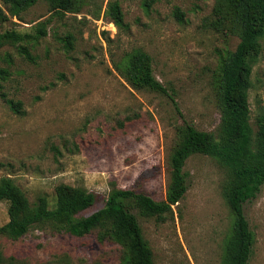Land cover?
Instances as JSON below:
<instances>
[{"label":"rangeland","instance_id":"obj_1","mask_svg":"<svg viewBox=\"0 0 264 264\" xmlns=\"http://www.w3.org/2000/svg\"><path fill=\"white\" fill-rule=\"evenodd\" d=\"M109 1L83 0L77 11L55 13L38 0L20 18L0 23V32L23 35L46 22L37 43L0 47V178H12L29 201L41 194L52 199L61 183L83 187L97 196L83 216L102 208L113 188L165 199L177 128L215 132L218 64L239 41L205 22L214 0H116L125 29L105 17ZM0 8L6 13L1 0ZM260 43L248 95L253 126L264 111V37ZM135 48L150 56L168 95L134 89L115 69ZM9 100L20 102L21 111ZM184 171L188 188L173 218L134 212L154 264H222L233 223L228 171L202 154L190 156ZM244 214L254 234L250 264H264V184ZM7 222V203L0 201V264H121V246L100 243L96 232L75 237L47 226L13 240Z\"/></svg>","mask_w":264,"mask_h":264},{"label":"trees","instance_id":"obj_2","mask_svg":"<svg viewBox=\"0 0 264 264\" xmlns=\"http://www.w3.org/2000/svg\"><path fill=\"white\" fill-rule=\"evenodd\" d=\"M1 1L6 9L5 13L0 8V23H3L9 16L20 18L38 0ZM82 1L47 0L55 13L77 11ZM174 15L181 21L183 14L178 8ZM105 17L117 28H126L118 1L107 3ZM205 22L227 35L237 36L239 41L218 64L220 122L215 132L199 131L189 124L177 128L178 141L169 155L165 199L155 201L139 190L113 188L102 208L83 216L97 200L94 193L83 187L61 183L55 187L52 199L41 194L29 201L12 178L1 177L0 201L7 203L6 227L10 239H19L31 228L47 226L75 237L96 232L100 243L111 240L121 246V264H154L152 251L134 212L157 221H166L168 216L173 218L172 207L188 188L185 162L194 154H202L215 159L230 176L225 200L233 223L224 241L222 264H250L254 234L245 217L244 204L254 199L264 184V111L255 117L253 126L248 95L252 67L261 52L260 39L264 37V0H214L211 15ZM45 24H37L34 34L20 35L14 30L0 32V47L23 41L37 43L46 35ZM20 52L30 58L26 47ZM114 67L132 88L168 95L166 87L153 75L150 56L142 49H132L114 63ZM7 102L15 113L21 111L20 102Z\"/></svg>","mask_w":264,"mask_h":264}]
</instances>
